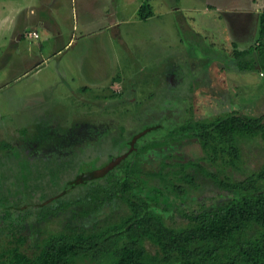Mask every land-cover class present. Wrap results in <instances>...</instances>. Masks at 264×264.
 I'll return each instance as SVG.
<instances>
[{"label": "trees", "instance_id": "obj_1", "mask_svg": "<svg viewBox=\"0 0 264 264\" xmlns=\"http://www.w3.org/2000/svg\"><path fill=\"white\" fill-rule=\"evenodd\" d=\"M253 54L264 63V14L255 45L233 51L240 70L255 69ZM161 129L78 170L75 158L15 151L11 175L14 148L0 141V264H264V114ZM190 141L198 156L177 150Z\"/></svg>", "mask_w": 264, "mask_h": 264}, {"label": "rangeland", "instance_id": "obj_2", "mask_svg": "<svg viewBox=\"0 0 264 264\" xmlns=\"http://www.w3.org/2000/svg\"><path fill=\"white\" fill-rule=\"evenodd\" d=\"M206 1L221 10L205 14L204 0H157L143 18L141 8L155 0H122L125 4L119 17L127 21L121 26L122 35L114 40L106 31L87 39L81 35L80 20L75 15L78 28H74V43L0 89V141L15 145L30 159L77 156L91 161L99 158L97 143L108 140V136L111 142H125L132 136L135 145L141 134L142 146L158 135L157 128L162 130L186 118L201 119L233 111L263 115L264 63L253 54L248 59L254 60L255 69L240 70L233 51L248 46L232 45L229 31L220 35L216 24H230L232 18L225 11L246 4L254 7L256 0ZM19 2L10 0L8 7ZM139 4L142 5L136 14ZM174 7L181 10L177 14L169 12ZM198 8L201 9L194 10ZM0 35V47L13 51L7 48L11 32ZM43 39L42 35L40 39L25 38V43L34 42L31 59ZM256 40L249 45H255ZM20 49L24 53L7 69H1L5 62L0 60V82L17 76V61L30 53ZM3 55L0 53V59ZM177 150L186 156L200 154L194 141ZM3 154L0 150V158ZM261 161V153L251 154L254 168ZM15 162L9 160L6 164L10 175L15 172ZM147 247L155 251L152 244L147 243Z\"/></svg>", "mask_w": 264, "mask_h": 264}, {"label": "crops", "instance_id": "obj_3", "mask_svg": "<svg viewBox=\"0 0 264 264\" xmlns=\"http://www.w3.org/2000/svg\"><path fill=\"white\" fill-rule=\"evenodd\" d=\"M178 1L181 3V0ZM8 2L10 0H6V4L4 0H0V33L4 31L11 32L12 35L7 48H12L13 51L5 50V46L0 47V53L4 54L0 60L7 64L2 63L3 67L1 69H5V67L7 69L10 63L16 62L15 58L19 59L20 53L23 54L25 51L20 48H25L30 53L21 56V61H17L20 68L14 73L17 76L10 80L7 78L6 82L2 80L0 89L29 74L40 63L62 54L64 49L75 42L74 28L81 27V35L86 36L87 39H90L92 34L94 36L97 33L106 31L110 34V38L114 40L117 36L122 35L121 26L127 21L123 17H119L122 3L125 4L122 0H20L19 4L12 8L8 7ZM202 3L205 14H211L213 10H221L218 5L209 3L206 0ZM147 4L153 10L157 0L154 4L151 2ZM141 5L135 7L136 14L139 13ZM150 8L147 11H150ZM199 9L201 8L194 10L199 11ZM179 10L181 9L174 7L169 12L177 14ZM225 12L228 16L230 14V19L232 18L230 24L227 22L221 25L220 22L212 21V23L218 25L220 35L223 31H229L232 45L239 47L253 46L254 44L249 45V43L256 38L258 39L260 15L264 14V0H256L254 7L246 4L245 7L239 6ZM75 15L80 20V26L78 27L75 24ZM194 20L193 18V22ZM202 23L205 22L202 21ZM27 29L28 32L36 31L39 36L37 38L31 37L28 33L26 34ZM41 35L44 39L37 43L35 54L31 59L33 50L31 44L33 45L34 42L25 43L27 42L25 38L40 39Z\"/></svg>", "mask_w": 264, "mask_h": 264}, {"label": "flooded vegetation", "instance_id": "obj_4", "mask_svg": "<svg viewBox=\"0 0 264 264\" xmlns=\"http://www.w3.org/2000/svg\"><path fill=\"white\" fill-rule=\"evenodd\" d=\"M50 130H52L54 133L56 132L55 131V129L53 128L52 129V127H48ZM134 139V137H129L128 138V140H126L125 142H123V141H120L119 139H117V140H113V142H111L110 141V138H109V136H108V140H105L104 139V141L102 140V141H99L98 143H97V145H98V147H99V149H98V154L100 153V155H99V158H97V157H95L96 158V165L98 166L99 165V163H100V161H97V159L99 160V159H101V158H103L104 160L105 159H109V158H114L115 156H117L118 154H120V153H123V154H125L126 152H124L126 149H129V148H131L132 147V140ZM136 142L137 143H139V139H137L136 138ZM133 145H134V143H133ZM12 148H14L9 154H16V152L15 151H19L18 150V148L15 146V145H13L12 146ZM134 148V147H133ZM112 153H116L115 155L114 154H112ZM8 154V159L7 160H10V161H12V162H14L12 159H11V156ZM103 156V157H102ZM13 158H14V155H13ZM53 158V157H52ZM71 158H75L74 160L76 161V165H77V170L78 169H80V168H87L89 165H90V162L91 161H94L95 160V158L93 159V160H91V161H84V160H82V158L81 157H77V156H69V157H66L65 159H63V160H68V159H71ZM34 159H41V158H34ZM33 158H31V160H34ZM42 159H47V157H42ZM55 159H58V158H55ZM110 160V159H109ZM108 160V161H109ZM59 161H61L60 159H59ZM107 161V162H108ZM76 170V171H77ZM8 173V172H7ZM9 174V173H8ZM7 184H9V182H7L6 183V185Z\"/></svg>", "mask_w": 264, "mask_h": 264}, {"label": "built area", "instance_id": "obj_5", "mask_svg": "<svg viewBox=\"0 0 264 264\" xmlns=\"http://www.w3.org/2000/svg\"><path fill=\"white\" fill-rule=\"evenodd\" d=\"M28 34L33 38H37L39 36L36 31L29 32Z\"/></svg>", "mask_w": 264, "mask_h": 264}]
</instances>
